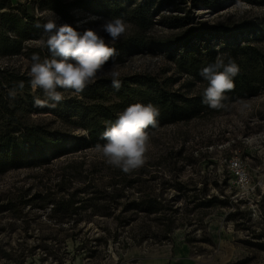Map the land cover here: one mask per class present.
I'll return each mask as SVG.
<instances>
[{"label":"rangeland","instance_id":"1","mask_svg":"<svg viewBox=\"0 0 264 264\" xmlns=\"http://www.w3.org/2000/svg\"><path fill=\"white\" fill-rule=\"evenodd\" d=\"M42 1L11 0L12 10L7 11L21 16L26 11L41 24L57 17L58 26L68 24L81 34L95 30L111 47L138 33L127 21L130 27L117 41L101 30L106 20L113 19L106 15L107 4L116 0H103L93 11L72 10L71 22L41 6ZM120 1L124 7L131 5L129 0ZM214 6L162 14H187L190 27L264 17V5L217 0ZM153 23L144 36L160 39L182 32L163 24L159 16ZM41 39H46L43 28L38 40L23 43L19 55L0 54V69L29 76L33 54L41 60L50 58ZM191 45L218 49L221 43L208 38ZM172 54L170 49L153 46L114 64L121 68L120 78L151 75L161 87L188 97L201 94L206 84L181 71L175 60L178 54L174 53L175 59ZM129 61L139 66L134 69ZM114 64H106L104 72ZM100 76L97 80L109 79ZM58 90L64 98L77 97L71 90ZM8 93L0 90V129L9 123L2 109L6 102L26 125L85 134L76 118L34 106V98L45 99L42 90L17 91L14 99ZM243 99L252 104V111L244 116L235 101L227 103L228 109L207 107L188 120L158 126L149 133L145 164L129 173L109 166L89 148L47 166L0 174V264H156L150 253L163 248L172 251L164 260L167 264H264V91ZM39 108H44L42 113ZM234 158L249 170L255 188L249 195H243L235 183ZM72 193L76 202L70 209L54 205ZM210 200L212 206H203ZM151 207L160 210L148 213ZM117 231L118 239L99 240ZM157 258L164 259L163 255Z\"/></svg>","mask_w":264,"mask_h":264},{"label":"trees","instance_id":"2","mask_svg":"<svg viewBox=\"0 0 264 264\" xmlns=\"http://www.w3.org/2000/svg\"><path fill=\"white\" fill-rule=\"evenodd\" d=\"M102 1L43 0L41 6L71 22L72 10L82 8L93 11ZM129 1L131 4L129 8L124 7L120 0L107 4L108 17L122 18L124 21L133 23L138 29L135 36L112 46L117 54L108 64L122 62L125 56L142 53L150 47L157 46L170 49L173 59L176 58L174 53H177L178 58L175 60L178 68L207 86V81L199 73L203 67L213 63L216 57L221 55L225 63L231 58L240 67V73L234 78L235 88L225 93L228 97L225 103H232L264 91V17L257 19L244 17L231 25L218 23L209 26L202 23L190 27L191 23L187 14L183 16L162 13L168 10L183 13V11L195 10L199 6L215 7L217 0ZM238 1L247 2L253 6L264 5V0ZM7 10H12L11 0H0V54L19 55L22 53L24 42L35 41L40 37L42 28L37 29L34 24H41V19L26 11L21 16ZM156 16H159L166 26L182 29V32L176 36L160 39L144 36L142 33L154 24L153 20ZM226 36L229 37L228 40H224ZM208 38L220 42L219 48L199 49L191 45L193 41H205ZM30 79V76H17L9 70L0 69V90L3 93L5 89L10 90L18 82L23 81L25 85L23 90L31 91ZM120 79L122 86L119 91L112 87L111 78L99 79L86 87L82 93L77 94V97L64 98L54 109L47 107L60 117L79 120L80 127L85 131L84 135L75 136L39 125H26L15 117L16 109L10 108L8 103L3 102L2 109L8 114L9 123L0 129V174L12 169L47 166L68 155L94 148L97 143H105L101 135L106 127L114 123L118 114L125 108L135 103H151L159 108L157 127L165 123L188 120L205 112L208 107L202 103L203 92L188 97L179 90L170 89L167 86L161 87V84L151 75H136ZM43 109L39 108L38 113H42ZM16 124L19 126L15 127ZM156 128L149 127L147 131L150 133ZM75 196L76 194L72 193L68 200L55 201L54 205L68 210L76 202ZM154 202L159 204L157 199H154ZM213 202L214 200L204 202L203 206L210 207ZM146 210L148 213H157L160 209L151 207ZM118 232L114 235L107 233L108 236L104 235L105 237L99 240L108 238L116 240L121 235Z\"/></svg>","mask_w":264,"mask_h":264},{"label":"clouds","instance_id":"3","mask_svg":"<svg viewBox=\"0 0 264 264\" xmlns=\"http://www.w3.org/2000/svg\"><path fill=\"white\" fill-rule=\"evenodd\" d=\"M53 16L55 17L54 13ZM56 20L57 17L50 18L43 24H34L37 29L43 28L46 39H41L39 43L50 53V58L44 60L37 54L31 57L28 73L31 77L30 86L34 90H42L45 97L34 98V106L54 109L64 99L63 93L58 89L80 94L98 78H102L101 73L104 77L111 78L112 87L119 91L122 86L120 66L114 64L104 72V66L117 54L116 49L95 30L88 29L81 34L68 24L58 26ZM129 27L122 18H114L106 20L101 25V30L114 42L124 35ZM129 64L134 69L139 66L132 64V61H129ZM239 73L238 64L231 58L225 63L221 55H218L213 63L203 67L199 75L207 81V87L203 90L202 103L214 110L228 109L229 105L225 103L228 97L225 93L235 88L234 78ZM24 87L23 81L18 82L9 90V97L14 99L17 91H22ZM236 103L242 116L252 111L249 101L239 99ZM159 115V108L151 103L129 105L118 114L114 123L106 127L101 135L105 143H97L94 151L106 164L124 173L143 167L150 141L147 129L157 127Z\"/></svg>","mask_w":264,"mask_h":264},{"label":"built area","instance_id":"4","mask_svg":"<svg viewBox=\"0 0 264 264\" xmlns=\"http://www.w3.org/2000/svg\"><path fill=\"white\" fill-rule=\"evenodd\" d=\"M231 171L235 179V183L243 195H249L255 191L252 186V178L248 168L239 158H234L231 161Z\"/></svg>","mask_w":264,"mask_h":264},{"label":"crops","instance_id":"5","mask_svg":"<svg viewBox=\"0 0 264 264\" xmlns=\"http://www.w3.org/2000/svg\"><path fill=\"white\" fill-rule=\"evenodd\" d=\"M171 253H172V251L170 249L163 248L162 251L157 250L155 252L150 253V255L152 254L151 256H153V259H155L156 264H158V263H162V264L165 263V264H167L166 262H167L168 258L170 257ZM160 255H163V257H164L163 261H161V260H159L157 258ZM137 257L139 258V256H137ZM186 264H191V263H186Z\"/></svg>","mask_w":264,"mask_h":264},{"label":"bare ground","instance_id":"6","mask_svg":"<svg viewBox=\"0 0 264 264\" xmlns=\"http://www.w3.org/2000/svg\"><path fill=\"white\" fill-rule=\"evenodd\" d=\"M158 264H162V263H158ZM163 264H165V263H163Z\"/></svg>","mask_w":264,"mask_h":264}]
</instances>
